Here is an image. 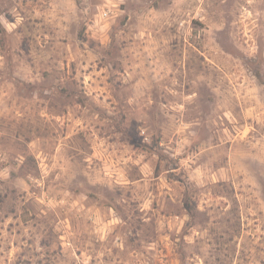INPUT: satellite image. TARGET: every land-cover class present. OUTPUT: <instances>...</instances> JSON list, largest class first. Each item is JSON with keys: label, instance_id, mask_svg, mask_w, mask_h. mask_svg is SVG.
I'll list each match as a JSON object with an SVG mask.
<instances>
[{"label": "rangeland", "instance_id": "1", "mask_svg": "<svg viewBox=\"0 0 264 264\" xmlns=\"http://www.w3.org/2000/svg\"><path fill=\"white\" fill-rule=\"evenodd\" d=\"M0 264H264V0H0Z\"/></svg>", "mask_w": 264, "mask_h": 264}, {"label": "built area", "instance_id": "2", "mask_svg": "<svg viewBox=\"0 0 264 264\" xmlns=\"http://www.w3.org/2000/svg\"><path fill=\"white\" fill-rule=\"evenodd\" d=\"M108 15H109V11L104 10L102 16L106 18L108 17Z\"/></svg>", "mask_w": 264, "mask_h": 264}]
</instances>
